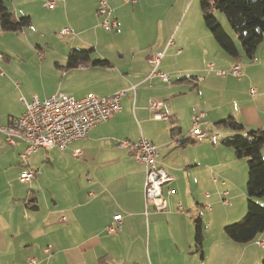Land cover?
Masks as SVG:
<instances>
[{"label": "crops", "instance_id": "crops-1", "mask_svg": "<svg viewBox=\"0 0 264 264\" xmlns=\"http://www.w3.org/2000/svg\"><path fill=\"white\" fill-rule=\"evenodd\" d=\"M4 1L15 17L29 15L32 25L17 33L0 30V127L22 115L23 101L34 96L126 95L120 112L64 151H80L88 167L84 188L66 197L51 195L45 185L48 171L55 168L49 154L56 148H41L24 163L20 156L25 143L8 144L0 133V264H27L30 258L37 264H262L264 231L245 244L224 232L246 215L248 167L223 142L264 128V40L255 58L248 60L219 20L239 57L226 53L205 23L195 24L200 36L184 41L166 34L144 47L138 43L137 57L123 50L93 56L100 38L97 34L93 42L86 35L104 29L97 24V18L102 22L97 15L100 0H58L52 9L46 7L49 0ZM107 1L116 25L104 29L111 33L104 45L117 47L112 37L118 39L122 29L121 11L131 3L143 9L150 0ZM82 4L88 8L80 9ZM64 29L69 34H61ZM13 38L23 49L14 50ZM90 49L89 62L67 66L72 50ZM156 53L164 54L158 71L170 76L169 82L151 75L148 60ZM100 60L109 63L94 64ZM235 65L240 67L238 77L232 74ZM152 101L163 103L167 120L155 116ZM196 116V127L206 136L192 140ZM230 116L244 129L218 125ZM142 138L156 145L159 166L173 178L163 187V211L146 204L145 166L119 145ZM39 154L42 167L35 162ZM29 169L39 173L22 183L20 176ZM29 200L35 209L28 207ZM116 215L122 218L121 226L108 233ZM197 220L202 250L196 245ZM48 247L49 254L44 252Z\"/></svg>", "mask_w": 264, "mask_h": 264}, {"label": "built area", "instance_id": "built-area-1", "mask_svg": "<svg viewBox=\"0 0 264 264\" xmlns=\"http://www.w3.org/2000/svg\"><path fill=\"white\" fill-rule=\"evenodd\" d=\"M58 0H49L47 8H54ZM136 2L137 0H127ZM97 15L102 18L101 25L110 31L116 21L111 17L112 9L107 0H100ZM61 34H69V29H64ZM163 53H157L149 57V63L153 67L151 75L157 76L163 82H169L170 76L158 71L163 59ZM221 74H224L223 72ZM234 76L240 75L239 65L232 68ZM196 82V79H193ZM253 93L254 90L251 89ZM126 95V91H120L107 97H99L94 94L84 98L76 99L70 93H56L50 97L39 98L34 96L30 101H23L25 111L19 117L0 127V133L4 141L14 145L17 140L25 143V149L21 154L22 162H26L30 156L41 148H57L65 151L71 143L85 139L90 130L94 127L107 123L115 114L121 110V99ZM162 102L152 101L150 108L155 112V116L161 120H167L168 114L162 111ZM195 128L189 133V138L196 140L203 138L206 134L196 127L199 117H194ZM121 147L127 148L130 153L145 166L146 179L144 183V195L146 204L154 205L157 211L166 208L163 187L172 182L173 178L159 166L157 162V147L149 140L142 138L137 143L123 141L119 143ZM75 156H81L80 151H76ZM38 170L29 169L22 172L20 181L30 183L36 178ZM168 193H172L168 191ZM66 220V219H64ZM122 218L116 215L113 223L107 228L108 233H115L120 227ZM262 245L261 241H257ZM45 253H50V248H45ZM27 264H37L35 258L27 260Z\"/></svg>", "mask_w": 264, "mask_h": 264}, {"label": "trees", "instance_id": "trees-1", "mask_svg": "<svg viewBox=\"0 0 264 264\" xmlns=\"http://www.w3.org/2000/svg\"><path fill=\"white\" fill-rule=\"evenodd\" d=\"M199 4L207 29L222 49L230 56H240L234 41L216 18V12L225 14L242 46L245 57L253 60L258 47L264 40V0H199ZM31 25L32 19L29 15L15 17L5 1L0 0V30L17 33ZM91 52V49L72 50L67 66L77 67L89 62ZM104 63L109 62L106 60L94 62V64ZM218 125L235 131L244 129V126L232 116L222 120ZM223 143L234 149L239 158L245 159L248 167L246 215L239 222L224 228L225 234L232 241L245 244L255 240L264 231V205L262 204L264 202V158L262 155L264 128L250 130L245 135H236L224 140ZM30 202L31 200L27 203L28 207L35 209V205ZM195 222L196 245L199 250H202L203 236L200 220Z\"/></svg>", "mask_w": 264, "mask_h": 264}, {"label": "rangeland", "instance_id": "rangeland-1", "mask_svg": "<svg viewBox=\"0 0 264 264\" xmlns=\"http://www.w3.org/2000/svg\"><path fill=\"white\" fill-rule=\"evenodd\" d=\"M85 8L87 9L88 6L84 4L80 6L82 10H85ZM121 14L122 29L119 32V37L116 40L112 37V41L117 43V47H107L104 45V43L109 40L108 34L111 35V33L106 32L103 28L98 32H90L86 35V37H89L93 42L96 35H99L101 46L93 52V56H96L97 52L105 53L108 51L115 52L117 50H123L129 53V56L133 54L137 57L138 43L144 47L148 44L155 43V41L166 34L169 35V39L174 40L175 38H180L184 41L188 37L193 38L195 35L200 36L201 33L195 24L204 23L199 0H150L149 5L145 6L143 9H138L135 4L131 3L121 11ZM215 16L218 21L220 20L225 25L226 29L234 35L236 40L239 41L225 14L216 12ZM97 19V24L100 25L101 21L99 18ZM220 21L219 23L222 25ZM189 24L190 27H187ZM116 33H118V31ZM184 34H187V36ZM13 37H15V34H13ZM13 41H15L14 50L23 49L19 40L13 38ZM16 41H19V43H16ZM24 52H28V50L25 48ZM43 151L44 153L48 152L46 150ZM74 153L72 154L69 151L62 152L56 148L54 152L49 154V158L54 162L55 168H50L51 170L48 171L45 185L49 186L48 188L51 195L58 194L61 197H66L70 193H75L77 189L84 188L81 185H84V181L88 176V167L84 164L85 159L83 160V154H81V156H75ZM44 156L46 158L45 154ZM41 160L42 156L39 154L35 159V162L39 163L37 164L38 167H42V162L40 163ZM80 174H82L83 179H79ZM246 184L247 181L245 183V190ZM26 189L30 190V186H27ZM33 190L37 195H41L42 193L40 187H35ZM43 208H46L44 203Z\"/></svg>", "mask_w": 264, "mask_h": 264}]
</instances>
